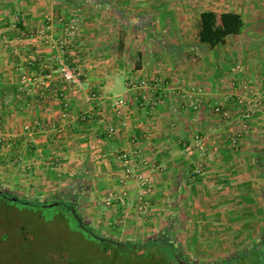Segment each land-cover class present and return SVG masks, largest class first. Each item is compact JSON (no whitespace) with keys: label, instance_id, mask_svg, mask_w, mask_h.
Returning a JSON list of instances; mask_svg holds the SVG:
<instances>
[{"label":"crops","instance_id":"1","mask_svg":"<svg viewBox=\"0 0 264 264\" xmlns=\"http://www.w3.org/2000/svg\"><path fill=\"white\" fill-rule=\"evenodd\" d=\"M0 7V181L15 193H41L89 179L96 225L129 238L183 227L179 239L196 257L264 243V184L254 181L264 177V0H4ZM203 10L240 13L243 33L215 48L200 43ZM15 20L21 31L12 29ZM64 59L85 76L82 89L62 76ZM130 77L161 78L164 87L154 108L134 94L123 118L115 100L130 94ZM90 90L100 93L92 104ZM243 98L244 106L261 100L249 125ZM85 117L88 128L77 125ZM199 161L205 173L193 176ZM149 186L150 211L140 216L137 196ZM110 193L111 214L99 216Z\"/></svg>","mask_w":264,"mask_h":264},{"label":"rangeland","instance_id":"2","mask_svg":"<svg viewBox=\"0 0 264 264\" xmlns=\"http://www.w3.org/2000/svg\"><path fill=\"white\" fill-rule=\"evenodd\" d=\"M2 2L0 1V5ZM18 5L20 6V4ZM14 22H11L10 25H13ZM77 72H80L79 69ZM80 77L83 81L85 76L80 73ZM122 82H124L123 79ZM200 98L202 99V106L204 99L201 96ZM258 101L257 106H253L254 102L244 106L248 101L244 98L241 100V119L244 124H247L246 120L252 117L244 118L243 110L254 109L253 112H256L261 105V100ZM217 107L220 108L217 105L215 110ZM200 108L193 109L198 110ZM247 129L250 128L245 127L242 131L245 132ZM261 135L263 136H258V139L264 141V133ZM260 144L264 145L262 142ZM263 149L262 146L261 150ZM64 181H68L67 178ZM83 181L84 179L78 180L72 177L60 190L55 188L41 193L30 191L28 193L16 192V194L24 195L30 200L41 201L67 198L71 194L69 198H71L72 205L76 207L78 214L92 225L91 228L100 231L102 235L119 242L132 244H142L150 239L156 241L163 238V240L172 244L184 259L192 260L196 264L223 263L238 252L224 254L223 256L221 252L217 251L213 257H196L194 252H189L188 247H185L186 242L179 239L178 233H184L183 227L179 226L176 229L174 228L170 234L157 233L152 237L141 235L142 237L129 238L123 236L112 226L108 228L96 225L93 218H91L89 206L91 194L88 183L90 180L86 179L85 184L82 183ZM0 185L15 193L12 187H8L2 180ZM103 204L105 206L103 205V208H100L99 216L111 214L107 212L111 206L106 205L104 200ZM73 219L72 216H67L61 207H38L25 204L23 201H13L0 195V264H173L169 260L171 252L167 250L166 246L148 245L143 248L118 246L109 240L104 241L93 237L90 233L76 226V221H73ZM257 243L259 242L245 245L240 250L246 251Z\"/></svg>","mask_w":264,"mask_h":264},{"label":"built area","instance_id":"3","mask_svg":"<svg viewBox=\"0 0 264 264\" xmlns=\"http://www.w3.org/2000/svg\"><path fill=\"white\" fill-rule=\"evenodd\" d=\"M18 24L19 21L15 20V22L12 25V28L15 29L16 31H21V27ZM76 29H77L76 24H72L68 27V43L72 42ZM61 71H62V76L66 81L78 87L79 89L83 88V81L80 77V73L77 72V70L73 68V66L66 59L61 61ZM26 80L29 81V79L27 78ZM126 84L128 89L130 90V94L119 96L115 100V112L118 116H121L123 118L126 117L127 113L130 110L131 102L134 94L135 95L137 94L138 98H140L143 102L149 104L152 108H154L159 102L158 94L159 91L164 87V80L161 78H155L154 80L148 81V80H140L130 77L127 79ZM131 90H134L135 93L131 92ZM99 97H100L99 92L90 90V92L86 96V100L88 103L92 104ZM253 102H254L253 106L255 105L257 106L259 104L258 100H255ZM201 104H202V99L200 97H196L195 100L192 102V106L194 109L201 107ZM253 110H246L243 115L244 118L251 117V115L253 114ZM216 111L221 112V109L217 107ZM222 114L226 118H229L231 116V114L227 111L222 112ZM196 146L198 147V149L201 151L202 154H205L207 152L205 145L202 143V141L199 138L196 141ZM121 158L124 159V162L129 166L126 169L127 177L133 176L135 172L134 169L131 167L132 158L130 154L127 151L125 152L123 151L121 153ZM204 173H205L204 164L201 161H199V163H197L195 165V168L193 169V176L203 175ZM147 182L148 181H145V183ZM150 190L151 188L149 186L148 189H145L137 196V204H138L137 208L140 216L146 215L150 211V203L147 198ZM116 200L117 197L114 193H110L107 197L104 198V202L108 206L115 205Z\"/></svg>","mask_w":264,"mask_h":264},{"label":"trees","instance_id":"4","mask_svg":"<svg viewBox=\"0 0 264 264\" xmlns=\"http://www.w3.org/2000/svg\"><path fill=\"white\" fill-rule=\"evenodd\" d=\"M18 25L21 29L23 28L20 22ZM245 25V20L240 13L234 11L218 13L213 10H203L200 13V28L197 37L200 43L208 45L211 48H215L219 45L226 44L229 36L242 34L245 29ZM87 120H89L88 117L80 119L77 125L88 128V124L86 122ZM260 158L261 160H259V164L264 167V150L263 153L260 154ZM254 181L256 183L264 184V177L255 179ZM0 188L3 189L6 194L18 196L23 200H30L24 195L13 193L9 188L1 185ZM58 196H60V194H58ZM69 196H71V194H69ZM69 196L67 198H62V200L65 202L67 199L71 202V198H69ZM38 201L39 200H33V202H35V206L39 205ZM83 219L85 220L84 217ZM85 221L87 224L91 225L87 220ZM216 264H264V243H257L246 251L240 250L231 259L223 263Z\"/></svg>","mask_w":264,"mask_h":264},{"label":"flooded vegetation","instance_id":"5","mask_svg":"<svg viewBox=\"0 0 264 264\" xmlns=\"http://www.w3.org/2000/svg\"><path fill=\"white\" fill-rule=\"evenodd\" d=\"M5 197H7V196H5ZM39 201H38V204H39L38 207H50V206H45V204L46 203H52V202H55V201H60L62 204L56 205L55 207H61V208H63V211L65 212V214H67V216H70V217L72 216V218H74L73 221L74 220L76 221L75 215L72 213L71 209L69 208V205L72 204L71 202H69V200L66 199L65 202H64L62 200V198L61 199L59 198L57 200H52V201H41V200H39ZM83 221L87 225L88 228H90L96 234H98L99 236H101L102 238H104L105 239L104 241H108L109 240L111 242H114L115 245L122 246V247H126V248H131V247L132 248H138V247L139 248H143V247L148 246V245H155V246H158V245L159 246H162L163 245L164 247L166 246L167 247V250H169L171 252V255L169 257V260H171L173 264H196L192 260L189 261L187 259H184L182 257V255L178 254L177 249L172 244L168 243L167 241L163 240L162 238L157 239L156 241L150 239V240H148V241H146V242H144L142 244L123 243V242L116 241V240H114L111 237H106V236L102 235V233L100 231L91 228L90 226H92V225L87 224L84 219H83ZM76 226L79 227L77 221H76ZM181 259H184L186 261H189L190 263H183V262L180 261Z\"/></svg>","mask_w":264,"mask_h":264},{"label":"water","instance_id":"6","mask_svg":"<svg viewBox=\"0 0 264 264\" xmlns=\"http://www.w3.org/2000/svg\"><path fill=\"white\" fill-rule=\"evenodd\" d=\"M0 195L7 196L9 199H11L13 201H23L25 204H29V205L35 206V202H33V200H23V199H21L18 196H11L9 194H6L5 191L3 189H1V188H0ZM59 204H62V203L60 201H55V202H52V203H46L45 206L53 207V206H56V205H59ZM69 208L71 209L72 213L75 215V219H76L79 227L82 230L90 233L91 235H93V237H95L97 239L105 240L104 238H102L101 236H99L98 234H96L94 231H92L90 228L87 227V225L83 221V218L78 214L77 209H76V207L74 205H72V204L69 205ZM180 261L183 262V263H190L189 261H186L184 259H181Z\"/></svg>","mask_w":264,"mask_h":264}]
</instances>
